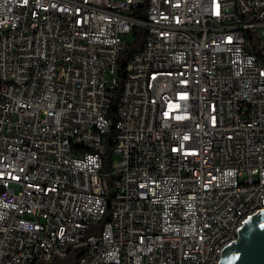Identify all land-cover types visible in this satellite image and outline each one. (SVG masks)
I'll list each match as a JSON object with an SVG mask.
<instances>
[{
	"label": "built area",
	"instance_id": "2783aa9c",
	"mask_svg": "<svg viewBox=\"0 0 264 264\" xmlns=\"http://www.w3.org/2000/svg\"><path fill=\"white\" fill-rule=\"evenodd\" d=\"M263 203L264 0H0V264H218Z\"/></svg>",
	"mask_w": 264,
	"mask_h": 264
},
{
	"label": "water",
	"instance_id": "95a60500",
	"mask_svg": "<svg viewBox=\"0 0 264 264\" xmlns=\"http://www.w3.org/2000/svg\"><path fill=\"white\" fill-rule=\"evenodd\" d=\"M80 252L70 251L64 258L36 260L33 264H70ZM218 264H264V203L242 222L236 238L223 247Z\"/></svg>",
	"mask_w": 264,
	"mask_h": 264
},
{
	"label": "trees",
	"instance_id": "16d2710c",
	"mask_svg": "<svg viewBox=\"0 0 264 264\" xmlns=\"http://www.w3.org/2000/svg\"><path fill=\"white\" fill-rule=\"evenodd\" d=\"M143 35H144V30L141 27H138V28L134 29L132 31L131 39L127 43V47H126L125 51L120 55V57H119V59L117 61L116 86L111 91L112 92V99H111V103H110V111H111L110 114L112 113L113 106L115 104V100H116L117 95H118L119 90H120L122 77H123L124 64H125L126 60L128 59L129 55L133 51H136L139 48V46H140V44L142 43V40H143ZM103 158H104V160H103V163H102L101 170L105 171V170H107L108 159H109V155H108L107 150H106ZM99 224L100 223H97L96 225L93 226L94 227L93 231H95V229H98Z\"/></svg>",
	"mask_w": 264,
	"mask_h": 264
}]
</instances>
